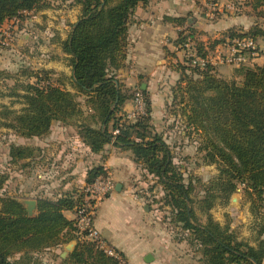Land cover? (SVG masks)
<instances>
[{
	"label": "trees",
	"instance_id": "16d2710c",
	"mask_svg": "<svg viewBox=\"0 0 264 264\" xmlns=\"http://www.w3.org/2000/svg\"><path fill=\"white\" fill-rule=\"evenodd\" d=\"M47 1L0 0V27L24 12L47 8ZM149 1L78 0L81 15L61 42L63 51L70 55L72 85L77 93L50 81L42 85L39 70L24 68L22 75L36 81L19 80L23 81L20 85L25 106L6 125L32 138L48 134L56 120L68 123L69 119H82L78 124L80 137L93 152L103 151L108 144L131 151L136 162L161 180L173 221L189 232L187 237L200 250L203 264H264V63L238 67L241 82L218 76L213 65L203 70L189 64L176 65L182 71L176 91L182 115L187 125L201 135L200 148L205 150L208 162H215L219 169L202 200V221L191 204L193 184L184 181L169 144L153 132L152 102L146 90L145 114L135 121L120 114L130 96L121 88L116 72L125 66L131 16L139 4ZM247 1L254 8L263 2ZM166 19L179 24L187 20L171 16ZM224 36L211 47L238 37L257 40L264 37V28L255 25L247 31L229 29ZM188 39L196 44L199 54L207 55L191 28L180 32L177 44L181 46ZM4 73L0 68V74ZM79 94L87 95L85 104L93 111L85 118ZM33 154L32 147L22 144H13L9 151L13 161ZM104 172L102 165H96L87 172L86 181L93 182ZM8 179L9 175L0 171V264H36V253L74 239L76 247L62 264H122L120 258L76 234L77 218H68L65 212L76 214L84 204L83 194L38 198L36 213L29 216L19 198L1 192ZM240 184L251 197L250 210L260 234L256 244L240 239L229 224L222 225L211 213L215 200L228 201ZM116 252L125 259L122 252Z\"/></svg>",
	"mask_w": 264,
	"mask_h": 264
},
{
	"label": "rangeland",
	"instance_id": "374dc122",
	"mask_svg": "<svg viewBox=\"0 0 264 264\" xmlns=\"http://www.w3.org/2000/svg\"><path fill=\"white\" fill-rule=\"evenodd\" d=\"M229 1L230 0H221L223 3ZM233 1L239 4V11L229 12L225 9L222 11L215 10L214 18L232 16L233 14L253 16V18H251L252 22L264 28V0L261 5L255 8L252 7L247 0ZM47 2V8L24 12L19 17L20 21L17 24L8 23V34H4L2 37L0 36V58L9 59L11 62L9 65H4V70L8 73H4L3 75L0 74V77L3 78V83L0 82V112H2L0 116V171L9 175V179L1 192L15 196L23 203L25 199H35L37 201L38 198L57 199L65 194H71L76 197L83 194L84 204H94L96 202V211L97 205L106 197H109L111 193L115 192V181L117 178L111 177L114 184L113 188L103 192L101 194V200H95L93 195L98 196L99 192L92 193L89 188L94 190L93 184L99 177L90 183L86 181L85 184L82 181H75L73 185L65 189V182L68 178V176L65 175V170L67 169H64L62 166H57L58 162L56 163L53 159H46V161H44L43 157H39L35 160L28 157L26 159L13 161L9 155L10 147L13 144H22L24 142L26 146L32 147L34 151L35 148H37L36 143L32 142V138L21 136L15 129L6 125L8 122L14 121L15 116L20 113L25 106L23 99L24 90L22 91L20 85L23 81H19V79L25 82H35L36 78H29L24 75L25 78L22 76L16 81L14 78H11V76H7V74H17L20 69H24L22 66H27L33 71H36V69L33 68L39 67L37 71L39 70L41 72L40 77L43 78L42 85L50 81L77 93V89L72 85V77H68L64 74L65 72H60V70L56 68L49 66L45 67V65L54 57H58V61L61 62V51L50 45L48 40L56 36L59 39L63 36L67 37L74 21L81 15V4L78 0H48ZM207 9L208 8H206V10ZM56 32L59 33L56 34ZM27 34H29L28 38L25 37ZM19 40L25 41L20 45V43H18ZM257 42L260 47L264 46V37H259ZM224 47H226V45H224ZM17 48L18 51H16ZM181 52L182 55L179 59L177 56H168L170 57L168 58V62H171V64H168V72L170 71V73L167 80L161 82L162 85L159 86L162 91L161 94L164 95L161 98L163 100L161 103L166 110V117L162 118L161 123L156 124V126L153 125V132L161 134L164 140L169 144L173 155V162L182 170L184 181L193 184L194 189L191 193L193 202L191 204L195 209V213L200 220L203 221L205 220V216L201 212L203 208L202 200L206 195L209 184L219 174V169L215 162H208L205 157V150L200 148L202 142L201 135L197 130L187 125L186 118L182 115V105L179 102L181 98L180 95L176 96L182 71L179 70L176 65L177 63L179 65L187 63L182 50ZM216 54L217 52L214 51L211 55L215 56ZM260 54L264 55V50L259 51V55ZM14 56L17 57V61ZM65 62H67V59H65ZM253 64V61H251L245 65ZM213 67L215 68L214 72L222 78L228 80L236 78L238 82L242 80V77L238 76L237 73L238 67L221 63L213 64ZM68 71H70V67ZM187 72L191 71L188 70ZM118 80L121 83L123 91L130 96L126 101L134 100L135 92L140 89L139 83L129 84L124 80L122 81L120 77ZM78 99L83 106L85 118V116L93 111L85 104L87 95L79 94ZM122 112L127 115L124 110L121 111L120 114ZM125 118L131 121L136 120L129 119L126 116ZM81 120L75 118L69 119L67 122L75 127V125L80 124ZM120 151L128 152L134 159L131 151H123L121 149ZM34 157L35 156H33V158ZM36 161L40 162L38 163L37 169L36 164H34ZM136 163L140 169L137 173H134L133 176L126 179L127 190L125 198L131 199L132 202L137 201L138 206L141 208L144 207V204L147 207L150 206L148 209L144 207V210L148 212V215L152 216L153 230L157 231L164 240L166 244L165 249L168 253L180 259L182 264H203L200 250L197 246L192 245L187 237L189 232L182 228L180 223L173 221L172 208L165 202L167 192L163 183L157 176L148 173L141 162ZM100 176L107 177L110 175L105 171ZM39 186L40 189L37 188ZM35 188L36 190L33 191ZM118 191L121 192L122 189ZM249 197L250 195L246 192L245 186L240 184L228 201L224 202L222 199H216L211 208V213L222 225L229 224L231 227L230 229L235 231L240 239H244L251 244H256L258 240L257 237L260 236L258 232L259 227L250 210L251 197ZM134 210L135 208L131 206L126 199H122L114 201V206L110 208L101 209L99 216L102 220L109 217L112 218L118 238L125 236L129 237L132 219H136V217H132L135 212ZM262 214L264 216V202ZM76 234L80 239L93 241L79 229ZM262 236L264 237V235ZM71 242L75 243V248L77 239L66 243L62 242L57 246L36 253L34 255L36 264H62V259L67 258L74 250L73 248V250L69 251L66 257L62 256V253L66 250V246ZM93 242L98 246L95 241ZM120 259L122 264H124L125 259H122V257ZM166 261L170 263L171 259H166Z\"/></svg>",
	"mask_w": 264,
	"mask_h": 264
},
{
	"label": "crops",
	"instance_id": "0c3cea01",
	"mask_svg": "<svg viewBox=\"0 0 264 264\" xmlns=\"http://www.w3.org/2000/svg\"><path fill=\"white\" fill-rule=\"evenodd\" d=\"M209 4L210 0H150L146 4H139L131 16L128 29L127 58L125 66L117 71V77L129 84L138 82L142 92L146 90L147 94L150 95L152 123L155 126L161 123L163 117H166V110L161 103V101L163 102L161 98L164 95L161 94L162 91L159 86L162 85L161 82L167 80L170 73V71L168 72V64H171V62H168V58H170L168 56H177L179 59L182 55L180 45L177 44L180 32L191 28L195 38L203 43L204 50L211 55L212 52L226 42L218 43L213 48L211 45L214 41L224 38L229 29L247 31L256 25L251 20L253 16L233 14L232 16L214 18L215 13H210ZM206 8L208 9L206 10ZM168 16L182 17L187 20L185 23L179 24L167 20L166 17ZM18 22L9 19L5 21L2 27L8 28V23L17 24ZM58 33L56 32V34ZM25 37L28 38L29 34ZM67 37L63 36L59 39L56 36L48 40L50 45L61 51L62 60L60 62L58 57L51 58L45 67L56 68L60 72H65L64 74L68 77H72L74 72L70 65V55L63 51L61 43ZM24 41L19 40L18 43L21 45ZM16 51H18V48ZM14 58L17 61V57L14 56ZM65 59H67V62H65ZM252 61L254 64H263L264 55L260 54ZM10 63L9 59L0 58V68L3 71H5L4 65ZM22 67L28 68L27 66ZM69 67L70 71H68ZM33 69L37 70L39 67ZM20 71L17 74H12L11 78L16 81L22 76L25 78ZM0 82L3 83L2 77H0ZM123 110L127 114L134 110V101H126ZM32 142L37 145L33 154L35 157H30L32 160L39 157H43L44 161L53 159L56 163L58 162L57 166L67 169L65 170V175L68 176L65 189L73 185L75 181H82L85 184L87 172L96 165H102L110 177L117 178L115 188L120 183L122 191L119 192L116 189L115 192L97 205L93 225L109 246L123 253L126 264H182L180 259L166 251L164 240L157 231L153 230L152 216L144 210V207L148 209L150 206L147 207L144 204V207L141 208L138 206L137 201L132 202L131 199L125 198L126 179L133 176L140 169L128 152L120 151L113 144L106 145L105 149L99 153L93 152L90 146L81 139L78 124L74 127L71 123L61 121L54 122L48 134L32 137ZM23 143L22 145H25ZM38 163L40 162L36 161L34 163L36 169ZM37 188L40 189V186ZM35 190L36 188L33 191ZM122 199H126L135 208L132 217H136V219H132L129 237L118 238L112 218L102 220L99 212L103 208L114 206V201ZM65 214L68 218L76 216L74 212L69 211ZM148 255H152L153 259L151 260ZM146 258H149L150 261H147ZM166 259H171L170 263Z\"/></svg>",
	"mask_w": 264,
	"mask_h": 264
},
{
	"label": "built area",
	"instance_id": "2783aa9c",
	"mask_svg": "<svg viewBox=\"0 0 264 264\" xmlns=\"http://www.w3.org/2000/svg\"><path fill=\"white\" fill-rule=\"evenodd\" d=\"M223 9L237 12L239 11V4L236 1L230 0L227 3H223L219 0H212L209 4V10L211 14H214L215 10L222 11ZM16 22L19 21V18H13ZM7 27H0V35L8 34ZM226 45V47H224ZM223 46L217 48V54L212 56L207 54L203 56L199 54V50L196 44L189 39L180 46L183 51V55L185 57V61L187 64L197 67L201 70L206 69L208 65L213 64H229L235 67H240L245 65L248 62H251L253 58L259 56V51L264 50V46H259L257 40L253 38L244 37V38H235L233 40L227 41ZM134 110L126 115L129 119H136L137 116H140L146 111V101L144 98V94L141 89L135 92L134 96ZM118 132V129L116 130ZM114 184L110 176L103 177L99 176L96 182L93 184L94 190L89 188L92 193L96 192L98 196H95V200H101V194L113 188ZM96 202L94 204L85 203L81 207H79L76 218H77V226L81 232H84L86 236L91 238L93 241L97 243V245L107 252L110 255L121 258V256L116 252L114 248L109 246L106 241L101 237L100 232L93 225V216L95 213ZM124 264L126 262L124 261Z\"/></svg>",
	"mask_w": 264,
	"mask_h": 264
},
{
	"label": "water",
	"instance_id": "95a60500",
	"mask_svg": "<svg viewBox=\"0 0 264 264\" xmlns=\"http://www.w3.org/2000/svg\"><path fill=\"white\" fill-rule=\"evenodd\" d=\"M116 189L117 190H120L121 189V184L120 183H118ZM24 203L27 206V211L29 213V216H34L35 215L37 201L35 199H25L24 200ZM74 246H75V243L74 242L69 243L66 246V250L62 253V256L63 257H66L68 255V252L71 251V250H73ZM148 257L151 258V260L153 259V256L152 255H148ZM149 258H146V260L147 261H150Z\"/></svg>",
	"mask_w": 264,
	"mask_h": 264
}]
</instances>
